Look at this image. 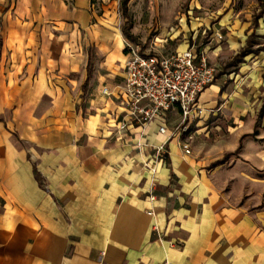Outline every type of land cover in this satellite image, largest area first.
Here are the masks:
<instances>
[{
  "label": "crops",
  "instance_id": "1",
  "mask_svg": "<svg viewBox=\"0 0 264 264\" xmlns=\"http://www.w3.org/2000/svg\"><path fill=\"white\" fill-rule=\"evenodd\" d=\"M110 1L0 0V264H264V49L186 132L176 110L123 133ZM229 22L234 56L264 38V16Z\"/></svg>",
  "mask_w": 264,
  "mask_h": 264
},
{
  "label": "built area",
  "instance_id": "2",
  "mask_svg": "<svg viewBox=\"0 0 264 264\" xmlns=\"http://www.w3.org/2000/svg\"><path fill=\"white\" fill-rule=\"evenodd\" d=\"M217 36L224 39L220 33ZM127 54L122 88L124 114L119 122L123 133L157 124L159 133L167 134L169 115L176 110L181 114L184 132L190 122L203 118L202 93L216 84L218 73L206 51L190 47L184 52L156 57L142 52L140 46L129 44ZM103 93L110 95L108 88ZM184 149L190 154L188 145ZM162 151L164 146L158 148L160 154ZM147 167L157 172L148 164Z\"/></svg>",
  "mask_w": 264,
  "mask_h": 264
},
{
  "label": "rangeland",
  "instance_id": "3",
  "mask_svg": "<svg viewBox=\"0 0 264 264\" xmlns=\"http://www.w3.org/2000/svg\"><path fill=\"white\" fill-rule=\"evenodd\" d=\"M114 1H110L108 14L112 19H116L113 25L123 28L125 23L121 9L123 0H116L117 3ZM262 1L264 2V0H132L130 3L134 25L132 31L136 33L139 42L133 43L124 37L123 54L125 57L128 56L129 44L140 46L142 52L156 57L170 56L184 45L185 49L187 46H193L197 50L206 51L210 44L213 48L208 51H214L217 47H222L224 51L212 59V62L217 63L219 74H229L231 70L238 71L237 66L229 68L226 65L234 56V53L229 51L227 34L230 31L227 28L232 24L229 21L239 20L243 25L251 22L254 26L258 10L264 8ZM217 33L224 39H220ZM263 42L264 38H260V43L255 47H263ZM232 82L228 85L230 89ZM261 101L264 102L263 96L258 97L257 103Z\"/></svg>",
  "mask_w": 264,
  "mask_h": 264
},
{
  "label": "trees",
  "instance_id": "4",
  "mask_svg": "<svg viewBox=\"0 0 264 264\" xmlns=\"http://www.w3.org/2000/svg\"><path fill=\"white\" fill-rule=\"evenodd\" d=\"M132 0H123L121 4V9L123 10V17L125 19L124 27L122 28V33L125 39L133 42V43H138L139 39L133 34V17L132 13L130 10V2ZM262 5H264L262 3ZM264 16V8L258 13V15L255 17V23L254 27L257 28L259 25V20ZM260 43V36L258 37L255 32L252 33L245 45L244 48L241 49L240 53L234 56L226 65L227 67L231 68L233 66H238V64L242 63L245 59V57L251 55V54H259L261 51H263V47H255ZM91 64H89L90 66ZM89 69V67H88ZM261 112L260 115L257 119V128L261 125V120L264 115V104L261 107ZM257 131H255L256 134Z\"/></svg>",
  "mask_w": 264,
  "mask_h": 264
}]
</instances>
